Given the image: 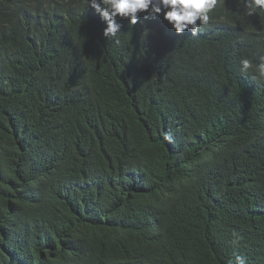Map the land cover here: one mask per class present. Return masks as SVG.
<instances>
[{
    "label": "trees",
    "instance_id": "trees-1",
    "mask_svg": "<svg viewBox=\"0 0 264 264\" xmlns=\"http://www.w3.org/2000/svg\"><path fill=\"white\" fill-rule=\"evenodd\" d=\"M210 15L117 45L85 0H0V264H264V16Z\"/></svg>",
    "mask_w": 264,
    "mask_h": 264
},
{
    "label": "clouds",
    "instance_id": "clouds-1",
    "mask_svg": "<svg viewBox=\"0 0 264 264\" xmlns=\"http://www.w3.org/2000/svg\"><path fill=\"white\" fill-rule=\"evenodd\" d=\"M242 15L247 17L264 16V0H236ZM87 8L94 11L105 25L102 36L106 40H113L119 44L118 33L127 22L128 26H135L149 20L161 18L169 30L176 36L186 32L196 36L202 26L207 25L218 6H224L225 0H85ZM242 6V7H241ZM226 12L232 11L225 9ZM224 19V17H221ZM241 71L254 69L257 75L264 79V62L254 64L250 58L240 60ZM165 139L170 137L165 134ZM234 243L242 239L238 233H233ZM228 264H247L245 257L237 255Z\"/></svg>",
    "mask_w": 264,
    "mask_h": 264
}]
</instances>
